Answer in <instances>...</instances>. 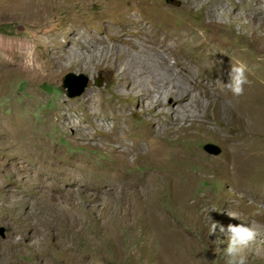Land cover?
I'll return each mask as SVG.
<instances>
[{
  "label": "rangeland",
  "instance_id": "obj_1",
  "mask_svg": "<svg viewBox=\"0 0 264 264\" xmlns=\"http://www.w3.org/2000/svg\"><path fill=\"white\" fill-rule=\"evenodd\" d=\"M113 1L0 0V264H226L227 233L217 228L210 235L209 221L225 228L240 223L254 227L259 235L245 250L247 264H264V180L234 184L229 149L220 136L222 131L228 139L259 140L264 118L251 121L253 127L216 120L206 130L194 122L177 123L174 115L164 116L169 132H161L160 143L180 156L162 161L139 154L121 158L117 145L111 150L103 147L104 127L99 131L83 122L81 98L92 91L105 99V105L127 107L123 120L106 110V117L98 118L101 123L124 124L135 139L148 128L133 98L114 95L116 82L107 66L114 55L109 51L100 66L81 71L77 60L84 53L78 45L69 44L63 53L58 48L57 57L62 53L75 62L56 80L33 82L20 70L6 72L2 57H16L2 53L6 41L20 46L48 33L59 34L60 44L75 34L88 42L90 36L79 29L74 34L65 31L84 21L97 37L95 20L105 8L113 4L116 10L130 9L126 0ZM135 1L152 2L154 14L169 16L175 28L188 23L264 68V25L249 17L237 23L217 16L208 23L197 4L183 10L181 0ZM33 47L40 61L48 62L46 49ZM68 74L88 78L80 96H67L63 82ZM65 116L81 122L94 140L82 141L80 133L62 123ZM201 116L212 118L213 111ZM16 128L24 140L36 139L31 154L8 141V131ZM42 154L43 161L38 158ZM229 212L237 213V219ZM217 240L222 241L220 250Z\"/></svg>",
  "mask_w": 264,
  "mask_h": 264
},
{
  "label": "bare ground",
  "instance_id": "obj_2",
  "mask_svg": "<svg viewBox=\"0 0 264 264\" xmlns=\"http://www.w3.org/2000/svg\"><path fill=\"white\" fill-rule=\"evenodd\" d=\"M112 1L109 0L110 3ZM127 1L131 3L130 9L120 6L116 10L112 4L114 7L109 6L101 12L95 20L99 32L97 37L89 31L84 21L68 26L65 32L74 34L76 29H79L82 35L87 33L90 36L88 42H83L75 34V37L60 44L59 34L48 33L37 35L30 43H21L20 46L6 41L2 53L8 56L16 55L2 57L7 60L4 67L6 72L20 70L31 77L33 82L40 79L56 80L63 68L75 62L62 56L69 44L76 43L84 53L77 60L81 62V71H90L93 66H100L109 51L114 55L113 58H108L107 64L108 71L116 82L114 95L133 98L135 109L147 118L148 128L141 129L140 136L135 139L134 133L124 124L118 127L117 123L108 127L101 123L98 118L106 117V110H110L115 119L123 120L127 107L112 103L105 105V99L92 91H88L81 98L85 113L83 122L99 131V127H104L103 147L111 150L113 145H117L116 153L121 158L139 154L149 157V160L162 161L169 155L180 156L177 150H168L160 143L161 132H169V126L162 118L164 116L174 115V121L177 123L194 122L206 130H209L211 123L216 120L220 124L225 121L228 125L236 123L248 126L251 121L264 118L263 65L249 62L244 55L233 50L231 45L220 43L212 35L200 33L188 23H182L175 28L169 16L159 13L160 11L154 14L152 2ZM113 3L119 4L114 1ZM181 3L183 10H190L194 5H199L203 18L208 23L215 21L217 16L232 17L237 23L243 16H247L250 20L264 25V0H181ZM33 45L46 49L48 62L40 61V57L32 51ZM58 48L62 50L60 57H57ZM260 50L261 46L257 48V51ZM96 58L100 60L97 63ZM230 60H241L250 68V83L244 86V94L239 97L222 91L216 82L220 80L227 83ZM208 110L213 111L212 118H203L201 115ZM61 120L64 125L67 124L66 126L80 133L82 141L90 143L94 140L90 132L82 128L81 122H75L69 116ZM259 133V140L249 137L228 139L223 137L220 131L221 139L229 149L226 153L229 175L236 179L231 177L236 185H251L256 181L254 178L264 180V129L261 128ZM21 134L23 133L19 128L8 131V141L31 154L30 147L36 143V139L26 136L24 140ZM43 148L45 147L41 149ZM45 157L46 155L42 154L38 158L43 161Z\"/></svg>",
  "mask_w": 264,
  "mask_h": 264
},
{
  "label": "clouds",
  "instance_id": "obj_3",
  "mask_svg": "<svg viewBox=\"0 0 264 264\" xmlns=\"http://www.w3.org/2000/svg\"><path fill=\"white\" fill-rule=\"evenodd\" d=\"M249 72L250 68L245 62L241 60H230L227 83H222L220 80L216 82L222 91L231 93L234 97H239L244 94V86L250 83L248 80ZM228 215L233 219H237L238 217V214L235 212H229ZM209 228L210 235L214 234L217 228H219L221 233H227V247L223 249V253L227 257L226 264H247L245 250L259 235V232L254 227L240 223L236 225L228 224L225 228L218 222L209 221ZM215 243L217 245L216 250H220L219 244L222 241L217 240Z\"/></svg>",
  "mask_w": 264,
  "mask_h": 264
},
{
  "label": "water",
  "instance_id": "obj_4",
  "mask_svg": "<svg viewBox=\"0 0 264 264\" xmlns=\"http://www.w3.org/2000/svg\"><path fill=\"white\" fill-rule=\"evenodd\" d=\"M88 85V78L84 75L68 74L63 82V88L67 89V96L74 98L80 96Z\"/></svg>",
  "mask_w": 264,
  "mask_h": 264
}]
</instances>
